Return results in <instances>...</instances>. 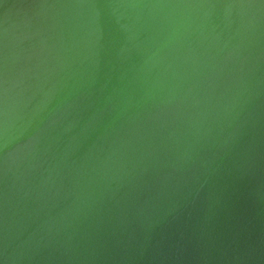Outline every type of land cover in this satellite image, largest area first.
I'll list each match as a JSON object with an SVG mask.
<instances>
[{
    "label": "water",
    "instance_id": "1",
    "mask_svg": "<svg viewBox=\"0 0 264 264\" xmlns=\"http://www.w3.org/2000/svg\"><path fill=\"white\" fill-rule=\"evenodd\" d=\"M0 264H264V0H0Z\"/></svg>",
    "mask_w": 264,
    "mask_h": 264
}]
</instances>
